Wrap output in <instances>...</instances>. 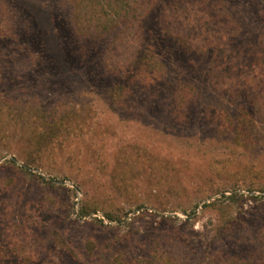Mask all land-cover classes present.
I'll return each instance as SVG.
<instances>
[{"label": "rangeland", "instance_id": "obj_1", "mask_svg": "<svg viewBox=\"0 0 264 264\" xmlns=\"http://www.w3.org/2000/svg\"><path fill=\"white\" fill-rule=\"evenodd\" d=\"M151 4L132 51L0 0V110L37 122L0 127V264H264V0Z\"/></svg>", "mask_w": 264, "mask_h": 264}, {"label": "trees", "instance_id": "obj_2", "mask_svg": "<svg viewBox=\"0 0 264 264\" xmlns=\"http://www.w3.org/2000/svg\"><path fill=\"white\" fill-rule=\"evenodd\" d=\"M151 1L152 0H71L72 19L76 31L80 34H87L88 36L106 37L117 30V44H119L121 48H125L130 46L134 39L141 37V32L143 30L142 27H144L145 20L150 13L149 8L152 5ZM131 47L132 46L129 48L131 49ZM132 49H135V47H132ZM150 56L151 55H148L146 51L139 57V59H137V62L142 64L144 61L147 64H150L152 69H155L158 72L161 71V69L157 67L156 61ZM118 68L119 67L117 63L112 65V69L118 70ZM3 114L6 115L5 118H2ZM32 114L33 113L29 110L25 114H20L17 110V107L14 109L4 105V108L0 110V127L6 126L9 124V122L17 121L19 119L22 121V124L27 125L28 128H35L37 122L30 119ZM42 117L43 115H41L38 119L39 122L42 120ZM58 131V125H51L47 130L36 133L38 138L36 136H32L30 140L34 145H39V143L46 144L47 140H51L52 138L56 137ZM222 197L227 199H237L241 197V195L234 191L232 195ZM219 199L205 203L203 204V207L211 208L221 205V201H219ZM97 210L98 209L96 207H90L88 205L81 204L79 214L81 217H83L89 212ZM105 215L110 220L119 222L122 221L120 217L113 215L112 213L106 212ZM223 224H226V222H223L221 225ZM94 244V241L88 240L86 246L87 248L91 249ZM159 245L160 243L157 242L156 245H154V248H152L154 251H152L151 254L149 253V257L143 258L139 264H168L165 258V250L164 248H160ZM254 256L249 255L246 258L247 260L242 261L241 264H250V262L256 261L257 259ZM227 257L224 259L227 261L226 264H229L231 261H229Z\"/></svg>", "mask_w": 264, "mask_h": 264}]
</instances>
